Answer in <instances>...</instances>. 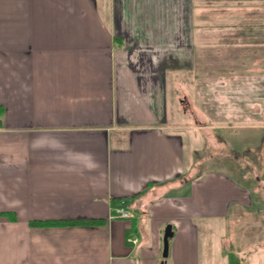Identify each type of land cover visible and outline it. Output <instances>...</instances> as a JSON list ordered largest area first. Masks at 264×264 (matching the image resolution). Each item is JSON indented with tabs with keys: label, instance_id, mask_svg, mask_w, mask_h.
<instances>
[{
	"label": "crops",
	"instance_id": "1",
	"mask_svg": "<svg viewBox=\"0 0 264 264\" xmlns=\"http://www.w3.org/2000/svg\"><path fill=\"white\" fill-rule=\"evenodd\" d=\"M262 30V0H0V264H264V161L196 149L264 134V79L213 78L261 74Z\"/></svg>",
	"mask_w": 264,
	"mask_h": 264
},
{
	"label": "rangeland",
	"instance_id": "2",
	"mask_svg": "<svg viewBox=\"0 0 264 264\" xmlns=\"http://www.w3.org/2000/svg\"><path fill=\"white\" fill-rule=\"evenodd\" d=\"M264 0H262L263 2ZM263 20V19H262ZM264 30H262V34ZM226 54L230 56V60H234L237 59L239 54H237V51L233 50V49H228L226 51ZM200 55H201V51H200ZM220 65V64H219ZM235 65L232 66V70L226 72H216L215 75H213V78H220V76H222V78H226V79H233V80H238V79H242V75H245L246 79H252V76H254L253 78L256 79H264V71L261 72V74L258 73H250L249 71H245L243 72H239L238 71V67H235ZM201 67V66H200ZM202 69V68H201ZM198 74V78H200L199 80L204 81V79L206 78V73H204V71L200 70V72L197 73ZM182 79L179 80L177 78V82H179V84H175L174 82L170 81L168 78V93H169V103H168V109H169V120L170 122L179 119V121H177V123H190L194 121V117L191 116L190 113L183 115V114H179L177 115L179 112H176L177 109V102L176 99L174 98V94L179 91V89L181 88L182 90H188L189 87V79L187 78V76L182 74ZM258 76V78L256 77ZM181 78V77H180ZM181 81V82H180ZM174 83V84H173ZM190 90V89H189ZM203 88H202V96L204 95L203 92ZM201 91V90H200ZM256 91H260V92H264V88L256 89ZM200 94V95H201ZM182 108L189 110V106L187 103L182 104ZM197 108L198 111H204V104L203 103H198L197 104ZM198 123H203L205 120H203L202 118H200L198 116L197 118ZM264 130V128H262V131ZM187 131V130H186ZM254 138V139H253ZM222 139V141H220ZM242 137H238L235 135H227V136H214L212 137V142H210V139L204 137V135L199 136L198 135V141H197V158L198 159H204V157H215L218 159V162L222 161L221 163L225 162V163H236L239 164L240 163V159H242V157H248V160H257L258 156H261V160L264 161V134L262 135H255V136H250V139L253 141L251 143H249V148H247L246 150H242L240 151V146L242 144L241 142ZM187 146V145H186ZM239 149V150H237ZM243 149V148H241ZM258 153V155H257ZM239 156V160L237 161V159L235 157ZM216 159V160H217Z\"/></svg>",
	"mask_w": 264,
	"mask_h": 264
},
{
	"label": "trees",
	"instance_id": "3",
	"mask_svg": "<svg viewBox=\"0 0 264 264\" xmlns=\"http://www.w3.org/2000/svg\"><path fill=\"white\" fill-rule=\"evenodd\" d=\"M121 43V39H117ZM4 112V108L0 105V126L2 125L1 123V116L2 113ZM122 198H114L112 200V203L114 205L118 204ZM98 221L95 220H90V221H73V220H32L30 224L32 225H56V224H91L95 223ZM228 264H246L244 259L237 253L235 252H230L228 253Z\"/></svg>",
	"mask_w": 264,
	"mask_h": 264
},
{
	"label": "built area",
	"instance_id": "4",
	"mask_svg": "<svg viewBox=\"0 0 264 264\" xmlns=\"http://www.w3.org/2000/svg\"><path fill=\"white\" fill-rule=\"evenodd\" d=\"M130 218V213L129 211L125 208L123 201H121V204L115 206L112 208V215L111 218ZM129 242L132 243H136L137 242V238H134L132 236H130L128 238Z\"/></svg>",
	"mask_w": 264,
	"mask_h": 264
},
{
	"label": "water",
	"instance_id": "5",
	"mask_svg": "<svg viewBox=\"0 0 264 264\" xmlns=\"http://www.w3.org/2000/svg\"><path fill=\"white\" fill-rule=\"evenodd\" d=\"M174 231L172 228L171 224H167L164 230V234H163V258H167L168 257V253H169V240L170 238L173 237ZM161 264H165V262L163 261Z\"/></svg>",
	"mask_w": 264,
	"mask_h": 264
}]
</instances>
